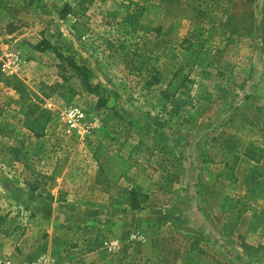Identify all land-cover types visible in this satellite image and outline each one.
<instances>
[{"label": "rangeland", "instance_id": "rangeland-1", "mask_svg": "<svg viewBox=\"0 0 264 264\" xmlns=\"http://www.w3.org/2000/svg\"><path fill=\"white\" fill-rule=\"evenodd\" d=\"M89 1L90 32L76 40L71 32L74 19L59 18L68 0H0V214L5 220L0 264H183L191 249L203 252L209 264H255V248H264V44L231 36L224 26L228 20L231 29L246 31L251 13L256 17L264 0L260 7L256 2L252 12L239 0H166L161 11L152 9L134 25L125 23L128 15L140 12L133 0ZM10 28H15L12 34ZM197 39L210 45V65L185 67L191 80L185 90L166 102L160 97L163 87L146 88L149 73L170 79L184 64V47ZM43 40L91 69V84L105 90L104 107H98V97L87 94L55 54L34 50ZM10 55L16 69L3 71ZM17 83L26 97L52 113L36 136L19 114ZM241 86L251 94L244 100ZM209 99L214 104H208ZM236 100L254 123L259 137L255 154L262 160L256 166L241 158L232 171L234 183L225 178L230 170L222 162L230 157L216 150V156H209L213 164L200 165L195 175L201 206L195 214L198 205L189 207L187 199L178 198L188 161L183 144L206 130L209 147L224 122L208 121L206 110L221 107L230 114ZM72 106L85 112L93 126L90 134L79 136L64 125L61 113ZM224 131L218 143L233 150L232 130ZM95 148L136 159L127 180L111 189L96 182L91 159ZM55 169L60 175L52 177ZM120 187L150 196L170 192L175 200L164 208L148 205L143 212H132L111 204ZM243 196L253 211L237 217ZM224 197L236 199L238 208L231 204L222 211ZM202 223L211 227L214 237ZM257 256L263 257L264 250Z\"/></svg>", "mask_w": 264, "mask_h": 264}, {"label": "trees", "instance_id": "trees-1", "mask_svg": "<svg viewBox=\"0 0 264 264\" xmlns=\"http://www.w3.org/2000/svg\"><path fill=\"white\" fill-rule=\"evenodd\" d=\"M262 0H239L240 5L243 7H251L250 11L253 10V5L256 2H259L258 5ZM90 4L89 0H76V3H73L72 0H68L62 7L59 12V18L61 21L67 20L69 17L74 19V23L71 26V32L76 40H82L85 38L89 32V26L87 24L88 18L86 17V11ZM134 5V4H132ZM257 5V6H258ZM136 8L140 9L139 13H133L127 16L125 23L128 25L137 24L142 17L149 16L152 9H157L159 11L162 10L161 6H157L153 3H147L146 5H136ZM250 15L249 20V27L246 31H240L236 29H231L228 25V20H226L224 30L228 32L231 36L235 35L238 37H246V38H256L259 39L260 45L264 44V9L259 11V14L254 15L251 17ZM157 15L154 16L156 18ZM136 20V23H134ZM15 31V28H10L8 34H12ZM156 34L160 33V28L155 30ZM186 43V42H185ZM34 50L38 53H45L47 51H51L61 64L64 65L65 68H68L78 79L80 82V86L87 92L89 95H93L98 97L99 108L104 107L106 103L105 98V90L101 86V84H91L92 78V71L85 65L79 64L72 56H63L57 51L56 46L51 45L47 40L41 41L34 47ZM260 51V48H259ZM210 55V45L207 44L206 40L197 39L196 42L188 44L184 47L181 56H183V65H181L178 70L173 74L170 79H160L157 76L149 73V79L146 82V88L151 89L154 86L163 87L160 92L161 99H164L166 102L172 101L174 97L181 93L183 90L187 88V86L191 83L190 77L188 74H184L185 67H202L204 63L210 65V62L206 59V56ZM177 55L169 56V59H175ZM244 86H241V93L245 92L243 89ZM15 91L21 94V100L18 102L20 105L19 114L23 116L24 119V127L33 133V135H37V130H41L47 125L52 119V113L49 110L40 108L33 100L29 97H26L25 92L22 88V85L19 83L16 84L14 87ZM246 91L244 97H248L251 94ZM208 104H214L212 100L207 101ZM232 108L228 110L231 111L230 114L227 111L223 112L220 108H216L212 111L211 108H208L206 114L208 117L206 118L208 121H211L212 118L218 119L223 121L222 124L223 130L216 136H213L210 140V145L205 152L202 151L203 146H201L202 142L206 140V130L200 131L199 133L191 136L193 142L197 144L196 149L191 148L193 159H189L186 164L183 166L182 170L185 173V180L183 184V195L179 196V201H183L187 199L190 204L189 207L197 206L199 192L197 191L199 187L198 181L195 179V175H197V171L201 168L200 165H209L213 164V159H210L209 156H216L215 152L218 150L220 151L225 150V155L230 157V160L224 163L225 168L229 169L230 172L225 174V178H229L234 183H237V178L233 175L234 167L238 164L241 158H246L256 166H258L262 160V155H256L255 151L259 150V137L255 133L254 123L248 122V119L245 118L244 114L240 111V101H235L232 105ZM223 113V114H221ZM228 114V115H227ZM216 122V120H214ZM220 121L216 122L219 124ZM221 124V123H220ZM219 124V125H220ZM211 128L209 129V131ZM224 130H232V135L235 139V144L233 146V150H227L225 146V142L223 144L218 143V139L221 138L225 131ZM215 130H212L214 132ZM163 149V148H162ZM190 149V148H189ZM163 151V150H161ZM198 154V155H197ZM203 154V155H202ZM196 156L198 158L196 162ZM91 159L92 162L96 165V182L99 181L102 184H106L109 189L113 187H117V184L121 180H127L128 176L130 175L132 169L134 168L133 162L136 159L132 158L131 156L125 158L116 154H106L104 153L101 148H95L91 152ZM184 163V162H183ZM254 169V168H253ZM55 169L52 172V177L59 176L60 173ZM90 188H93L91 186ZM37 190L36 187L31 189L32 192ZM116 200H112L111 204L115 207H127L132 212H143L146 210L147 206L150 205L151 208H164L167 206H171L175 200V194L170 192H159L153 193L150 196L148 193L142 192L134 187H120L119 192H117ZM177 198V199H178ZM61 201H65L62 197L60 198ZM241 199V200H240ZM239 200L240 208H238V201L236 199L230 197H224V203L221 205L222 211L226 210L225 208L228 205H233L234 208H238L236 212V216H241L247 211H253V208L250 204L244 203L247 201V196H243ZM199 207L197 206V210L195 211L198 213ZM1 213V209H0ZM224 219L229 218V214L221 213ZM4 217L0 214V227L4 224ZM214 221L216 224H220L221 218L219 216L214 217ZM205 231L209 232V236H215V233L212 231L211 227L206 223L201 224ZM1 231V230H0ZM216 240V239H215ZM202 241L201 238H197L196 242ZM245 249H250L249 246L243 244ZM264 248L258 246L255 248L253 252V260L252 263L264 264V256L258 258L257 254L258 251ZM244 256L248 257V254L245 252L243 253ZM255 255V256H254ZM250 258V255H249ZM263 261V262H262ZM154 264V263H150ZM183 264H209L208 260L204 256V253L200 250L191 249L184 258ZM224 264V263H221Z\"/></svg>", "mask_w": 264, "mask_h": 264}, {"label": "built area", "instance_id": "built-area-1", "mask_svg": "<svg viewBox=\"0 0 264 264\" xmlns=\"http://www.w3.org/2000/svg\"><path fill=\"white\" fill-rule=\"evenodd\" d=\"M6 63H3L2 70H8L11 67L16 69V60L10 55L7 58ZM14 72V71H12ZM50 108V106H49ZM61 119L70 131L78 134L79 136H84L90 134L93 126L90 124L88 117L85 112L76 106L69 107L61 113Z\"/></svg>", "mask_w": 264, "mask_h": 264}, {"label": "crops", "instance_id": "crops-1", "mask_svg": "<svg viewBox=\"0 0 264 264\" xmlns=\"http://www.w3.org/2000/svg\"><path fill=\"white\" fill-rule=\"evenodd\" d=\"M135 3H137L138 5H146L147 3H153V4H155V5H160L161 7H165L164 5H166L167 3H166V0H133ZM139 1V2H138ZM171 144V143H170ZM183 145H185L184 146V151H183V155L185 154V158L188 160V158L189 159H193L192 157H193V155H192V150H191V148H196V146H197V144L196 145H193V141H188V140H185V142H184V144ZM201 146H203V149H202V151L203 152H205L206 150H207V148H208V144H206L205 143V141L204 142H202V144H201ZM190 148V149H189ZM198 155V154H197ZM203 155V154H202ZM189 161V160H188ZM242 161V160H241ZM202 166V165H201ZM200 187V186H199ZM198 187V188H199ZM199 189H197V191H198ZM182 196V195H181ZM198 202V201H197ZM198 204V209L200 210V207L201 206H199V203H197ZM194 216V215H193ZM209 224H210V222H209ZM211 225V224H210Z\"/></svg>", "mask_w": 264, "mask_h": 264}]
</instances>
